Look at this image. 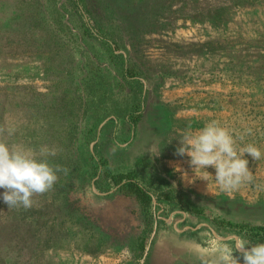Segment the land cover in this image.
I'll return each mask as SVG.
<instances>
[{
    "label": "rangeland",
    "instance_id": "rangeland-1",
    "mask_svg": "<svg viewBox=\"0 0 264 264\" xmlns=\"http://www.w3.org/2000/svg\"><path fill=\"white\" fill-rule=\"evenodd\" d=\"M212 120L262 154L230 194L176 154ZM7 124L63 170L27 209L0 188V264H200L222 220L264 226V0H0Z\"/></svg>",
    "mask_w": 264,
    "mask_h": 264
},
{
    "label": "clouds",
    "instance_id": "clouds-1",
    "mask_svg": "<svg viewBox=\"0 0 264 264\" xmlns=\"http://www.w3.org/2000/svg\"><path fill=\"white\" fill-rule=\"evenodd\" d=\"M16 130L11 124L0 125V188L4 189L3 200L9 209H27L32 207L34 196L52 189L58 179L57 173L63 169L51 165L47 159L57 154L55 148L44 145L37 151L23 144L9 143L5 136H13ZM240 139L243 140V135ZM236 144V138L230 130L219 121L212 120L199 130L183 132L176 154L190 157L195 176L206 173L198 178L208 181V175L212 174L207 168L214 167L217 185L221 191L230 194L253 179L245 154L255 160H259L262 155L252 144L239 149ZM230 239L233 241L231 244L216 237L210 251L194 250L200 264H264V243L250 245L240 237ZM237 251L243 256L242 261L234 255Z\"/></svg>",
    "mask_w": 264,
    "mask_h": 264
},
{
    "label": "trees",
    "instance_id": "trees-1",
    "mask_svg": "<svg viewBox=\"0 0 264 264\" xmlns=\"http://www.w3.org/2000/svg\"><path fill=\"white\" fill-rule=\"evenodd\" d=\"M116 184H121L125 179L128 181L125 183V187L128 193L133 194L136 198L143 203L145 207L152 204L151 195L142 188L139 184L134 181V176L130 173L114 174L112 176ZM221 223L229 227H235L238 229V233L241 235L243 240L247 241L250 245L264 243V226L253 225L251 223H235L232 221L222 220Z\"/></svg>",
    "mask_w": 264,
    "mask_h": 264
},
{
    "label": "crops",
    "instance_id": "crops-1",
    "mask_svg": "<svg viewBox=\"0 0 264 264\" xmlns=\"http://www.w3.org/2000/svg\"><path fill=\"white\" fill-rule=\"evenodd\" d=\"M175 244L180 245L178 242H175Z\"/></svg>",
    "mask_w": 264,
    "mask_h": 264
}]
</instances>
